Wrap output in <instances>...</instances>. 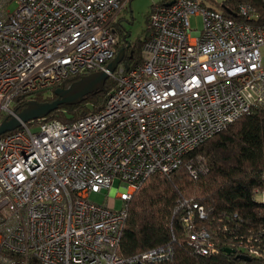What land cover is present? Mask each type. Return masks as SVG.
<instances>
[{"label": "built area", "instance_id": "built-area-1", "mask_svg": "<svg viewBox=\"0 0 264 264\" xmlns=\"http://www.w3.org/2000/svg\"><path fill=\"white\" fill-rule=\"evenodd\" d=\"M131 2L0 0V124L39 93L107 71L118 52L114 23ZM239 15L205 0L155 3L141 64L117 66V88L102 108L0 136V264L172 260L171 246L118 253L128 201L150 176L174 173L187 153L264 110V22L246 3ZM192 16L202 17V31L192 29ZM113 189L105 203L90 200ZM175 211L197 254L218 252L222 245L195 222L206 218L202 206L180 199ZM251 241L230 249L264 259V247Z\"/></svg>", "mask_w": 264, "mask_h": 264}, {"label": "trees", "instance_id": "trees-1", "mask_svg": "<svg viewBox=\"0 0 264 264\" xmlns=\"http://www.w3.org/2000/svg\"><path fill=\"white\" fill-rule=\"evenodd\" d=\"M216 3L215 0H205ZM250 5L258 22H264V0H224L221 10L239 19V5ZM154 5H152L153 7ZM152 9V8H151ZM151 12V10H150ZM142 41L131 42L123 26L116 25L117 50L125 49L123 63L133 68L142 62V46L150 36L149 14ZM79 78L66 80L67 88ZM117 83L109 78L103 91L90 94L76 105H62L47 119L76 120L102 108ZM37 94L39 102L57 98ZM26 102L19 106L21 111ZM65 112H69L71 119ZM264 110L244 114L227 128L187 153L182 165L170 175H152L128 201V216L118 247L121 256H131L158 246H171L172 260L158 264H264L263 258L250 260L225 252L250 238L264 247ZM180 199L202 206L206 218L196 220L209 229L220 249L211 255L197 254L192 248L182 213L175 208ZM232 248V247H231Z\"/></svg>", "mask_w": 264, "mask_h": 264}, {"label": "water", "instance_id": "water-1", "mask_svg": "<svg viewBox=\"0 0 264 264\" xmlns=\"http://www.w3.org/2000/svg\"><path fill=\"white\" fill-rule=\"evenodd\" d=\"M124 54L125 49L119 50L116 57L108 64L107 71L94 72L74 81L67 88H57L55 90L57 98L53 101H29L17 116H11L0 124V136L19 128L22 123L44 119L62 105L80 104L86 96L103 91L107 80L110 78V74L123 61ZM224 251L235 253L230 248H225ZM238 257L244 260L251 259L249 256L243 254H238Z\"/></svg>", "mask_w": 264, "mask_h": 264}, {"label": "rangeland", "instance_id": "rangeland-1", "mask_svg": "<svg viewBox=\"0 0 264 264\" xmlns=\"http://www.w3.org/2000/svg\"><path fill=\"white\" fill-rule=\"evenodd\" d=\"M160 0H132L130 5L127 6L126 10L122 12V22L121 25L123 26L124 30L130 34V41L131 42H138L142 41L145 38L146 30H147V15L150 12L152 5L159 2ZM216 3L206 1L213 7L217 9H221V5L224 0H215ZM15 6L11 5L10 9L14 10ZM191 27L194 30L202 31L203 30V21L202 17L200 16H192L191 17ZM264 53V49H263ZM67 118L71 119V114L69 112H65ZM115 189H120L121 185L119 180L116 179L112 185ZM109 192L105 191L104 194H96L92 193L90 196V200L95 201L97 203H105L108 197L113 195L114 190ZM106 194V196H105ZM264 198V194H262ZM116 207L121 206V201L116 200L115 202ZM231 248V247H229Z\"/></svg>", "mask_w": 264, "mask_h": 264}, {"label": "crops", "instance_id": "crops-1", "mask_svg": "<svg viewBox=\"0 0 264 264\" xmlns=\"http://www.w3.org/2000/svg\"><path fill=\"white\" fill-rule=\"evenodd\" d=\"M162 1L169 2V0H160V1L157 2V3H160V2H162ZM129 5H130V4H129ZM125 10H126V9H125ZM123 11H124V10H123ZM123 11H122V12H123ZM122 12H121V14L119 15L118 19L116 20V22L114 23L115 26H116V25L121 26L122 18H124V17L122 16Z\"/></svg>", "mask_w": 264, "mask_h": 264}]
</instances>
